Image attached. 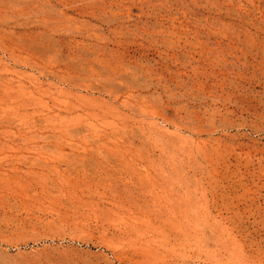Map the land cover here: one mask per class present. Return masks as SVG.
Returning <instances> with one entry per match:
<instances>
[{"label": "rangeland", "instance_id": "1", "mask_svg": "<svg viewBox=\"0 0 264 264\" xmlns=\"http://www.w3.org/2000/svg\"><path fill=\"white\" fill-rule=\"evenodd\" d=\"M0 264H264V0H0Z\"/></svg>", "mask_w": 264, "mask_h": 264}, {"label": "bare ground", "instance_id": "2", "mask_svg": "<svg viewBox=\"0 0 264 264\" xmlns=\"http://www.w3.org/2000/svg\"><path fill=\"white\" fill-rule=\"evenodd\" d=\"M61 254H64V253H61ZM55 254L51 255V256H54ZM53 262H57V263H61V262H64L66 259L63 257V256H58V257H53Z\"/></svg>", "mask_w": 264, "mask_h": 264}]
</instances>
